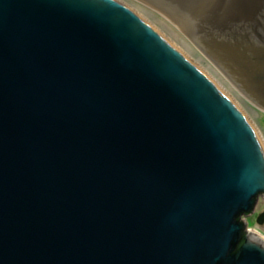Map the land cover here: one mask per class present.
<instances>
[{
    "label": "water",
    "instance_id": "1",
    "mask_svg": "<svg viewBox=\"0 0 264 264\" xmlns=\"http://www.w3.org/2000/svg\"><path fill=\"white\" fill-rule=\"evenodd\" d=\"M264 112V0H139ZM121 0H0V264H264V139Z\"/></svg>",
    "mask_w": 264,
    "mask_h": 264
},
{
    "label": "rangeland",
    "instance_id": "2",
    "mask_svg": "<svg viewBox=\"0 0 264 264\" xmlns=\"http://www.w3.org/2000/svg\"><path fill=\"white\" fill-rule=\"evenodd\" d=\"M135 10L140 16L145 18L153 27L160 30L168 39H170L179 49L189 55L204 70L215 78L233 97L238 106L245 112L253 125L260 131L264 139V112L256 109L249 104L229 83V81L220 73V71L202 53L165 17L143 4L139 0H121ZM262 202L258 205L260 208ZM257 207V209H259ZM257 217L250 216L247 218V227L257 231L264 236V225H258Z\"/></svg>",
    "mask_w": 264,
    "mask_h": 264
},
{
    "label": "flooded vegetation",
    "instance_id": "3",
    "mask_svg": "<svg viewBox=\"0 0 264 264\" xmlns=\"http://www.w3.org/2000/svg\"><path fill=\"white\" fill-rule=\"evenodd\" d=\"M260 202H262V204H261L262 208H260L258 206L260 204ZM257 207H259V209H257ZM253 215L257 217V223L256 224L264 225V194H261V195H259L257 197L256 204H255V209H254L253 213H251L249 215H242L240 217V220H243L246 223V227H245L244 233H247L249 231H253L252 229H249L247 227V218L250 217V216H253Z\"/></svg>",
    "mask_w": 264,
    "mask_h": 264
},
{
    "label": "bare ground",
    "instance_id": "4",
    "mask_svg": "<svg viewBox=\"0 0 264 264\" xmlns=\"http://www.w3.org/2000/svg\"><path fill=\"white\" fill-rule=\"evenodd\" d=\"M142 17V16H141ZM143 18V17H142ZM169 42H171L176 48H178L179 49V47H177L170 39H168L166 36H164ZM179 50H181V49H179ZM182 51V50H181ZM182 53H183V55L184 56H186L188 59H190L191 61H193L194 63H196L201 69H203L204 70V68L202 67V66H200L196 61H194L189 55H187L186 53H184L183 51H182ZM205 71V70H204ZM206 72V71H205ZM220 84V83H219ZM220 86L224 89V90H226L221 84H220ZM227 91V90H226ZM257 232V231H256ZM263 236V235H262ZM264 237V236H263Z\"/></svg>",
    "mask_w": 264,
    "mask_h": 264
}]
</instances>
